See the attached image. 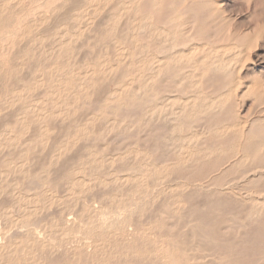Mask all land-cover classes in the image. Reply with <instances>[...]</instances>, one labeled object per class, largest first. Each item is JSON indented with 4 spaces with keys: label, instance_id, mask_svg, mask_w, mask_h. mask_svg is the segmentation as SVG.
<instances>
[{
    "label": "rangeland",
    "instance_id": "1",
    "mask_svg": "<svg viewBox=\"0 0 264 264\" xmlns=\"http://www.w3.org/2000/svg\"><path fill=\"white\" fill-rule=\"evenodd\" d=\"M6 1L8 0H0V12H18L20 10L24 11L26 10L27 6L28 8L33 7V5L40 0H29L32 2L30 4L24 0H10L9 2ZM79 1L80 0H68V7H66V5L63 7L64 9H59V16L57 19L61 20L67 18V16H72L73 18L78 17L80 19L74 23L73 19L69 20L70 22L64 21L66 24L65 26H58L55 29L56 35H48V39L43 40L41 44L36 42L35 48L32 51L33 57L30 56L29 58L25 59V61L27 60L30 63V66L28 67L29 70H31L35 62L39 60L42 61V59L39 57L44 58V55L48 57L49 50L54 48V45L57 44L60 39H62L63 42L70 39L71 47L74 49V52L72 51L73 56L72 53L69 55L70 62L72 60V64L70 63L72 66L69 68H64V73L67 74L69 73L68 71L71 72L74 70V72L77 73L76 77L72 81L73 86L71 88V93H68V95L67 93H63L60 97L54 96L52 93L56 83L49 82V84L44 83L40 88L36 87L31 92V94H29V96L25 95L21 100H0V108L2 109L0 113V131L3 129L4 123H9L8 121L10 120L13 121L17 113L23 111L29 105H37L38 101L37 106L39 110L32 113V115L31 113L27 114L24 123L17 125L16 129L13 131L15 134L18 132V130L23 131V128H25L28 124V133L25 136H27L29 133L32 135L34 132L35 133L33 135L35 136L38 134V131H43L44 128L46 130L44 132L46 135L45 141L47 139V144L45 141L43 142L45 143V146L41 147L42 144L40 145L38 141H35L29 145L31 148L29 157L31 159H29L30 161L27 163V166H32V169L33 166L36 168L38 164H43V161L47 163V159L49 163L50 153H53L55 148L58 147L59 143H61L64 139L65 142L67 141V143L70 145H68L69 149L66 154L64 153L58 161H53L49 165L51 169V173L49 175L51 187L48 189L51 191L49 193L25 192V181L22 173H5V171H8L6 164L8 163L7 158H9L8 154L10 151L12 149L16 150L17 148L18 149L16 151H19L22 148L24 149V145L20 143L16 148H0V187H3V185L4 187L10 186L7 188V191L4 190L0 192V207L1 209L10 207L13 205V202L17 204L15 207L12 206L10 216V221L12 224L11 226L14 227L15 230L10 229V232L7 231L8 233L5 235L4 239L1 238L2 234H4L1 231L2 228L4 229V219L1 218L2 216H0V243L5 244L8 240L13 241L15 239L22 238L26 233L25 228H27L28 232L31 230L30 234L33 235L34 238L38 237V240H41L48 245L51 243V247H53L55 250L51 257L49 256L44 258V254L38 255L39 252H35L34 248L31 247L30 251H34L38 257H41L40 262H43V259L45 260V264H49L50 259L52 263L53 260L54 262H58L63 257L61 254L63 251L70 250L76 246L80 247L84 245V252L82 251V253H75L74 257L69 255L66 258L68 261L64 260V262L69 264H75V261L79 264H83L85 262L88 263L91 259H96L99 257V255L101 258L103 256L100 253H93L94 247L96 245L94 242L96 239L98 238V241L102 242L105 238L108 239L109 236H106L104 232H102L103 234L100 231L98 232L97 227L100 223L97 221L98 219L100 220V211L107 210V208L110 209V206H118L121 209L124 206V209H132L135 215L132 213L133 216H130L131 223L128 226L129 228L127 227V236L125 233V238L118 240L115 243V246L118 247L116 248L117 252L118 250L121 252L122 248L124 249V247L129 246V248L137 250L144 255L142 254V258L137 260L139 262L138 263L137 261H134L135 259L132 257L125 258L123 256V259L122 256L117 254L114 258H111L113 260L110 261V264H112L113 261V264H123L124 261H129V264L133 262L138 264H149L148 262H154L153 264H156V262L157 264H164L163 262L169 260L165 259V261H160V263L159 261L153 259V256L159 255V257H161L162 254H165L163 250H165L166 245L172 246V242H179V233L181 235V233L185 231L182 234L186 236L187 233H189V228L196 225L197 227H202L201 231L203 234L205 233L206 238L207 235L211 234L209 226L206 224L228 215L236 218L235 221H238L240 224H237L236 227L238 226L239 229H235L236 227H234V230L224 240H220L216 237L213 239L214 241L209 243L206 242L207 247H205L206 239H200L202 243H197L199 247L196 243H194V250L188 252L189 258H181L180 262L182 264H218V262L219 264H257V262L264 264V204L257 206L252 213L249 210L253 203L252 201H249L250 199L247 197L251 192L250 197L264 200V175H256L255 178L250 177L251 179L249 178V180H252L253 178L254 179L252 180V184L248 185L247 187L245 184H243L244 182L246 183V181H242L241 179L237 180L234 174L237 171H242L243 168H248L249 166L256 167L255 165H257V163L259 164L261 161L264 162L262 159L264 156V136H261V134H264V0H158V2H161V7H165V9L160 7V14L157 12L155 15L154 20L160 22L158 24L159 28L163 27V23L169 16L168 12L175 13L176 11L177 19L181 20L182 23V30L176 33L175 36L173 35V37L179 40V44H177L173 51L179 52L181 50H188L191 47H197V49H200V52L194 54V61L198 62L201 60L203 54H208L210 59H219L229 68V73L227 74H225L222 70H216L213 71V73L208 72L209 74L207 73L201 79V83L199 85L201 87L199 89V94L201 97L206 98L209 102L213 101L220 94L224 95L228 91H233V93L231 94L230 100H227L223 108L217 112L218 114H211L212 116L207 114L202 115L200 120L196 122L193 132L188 130V128L185 126L187 124L183 125V127L178 130L176 129L175 131H172V128L176 122L169 120V114H171L172 111L177 112L183 106V102H186L188 96L191 97L193 95L191 89L189 88L188 80H182V82L178 84L179 87L176 90L177 92L173 91L170 93L171 96L174 95L173 97L177 98V100L171 103V107H166L165 109L162 108L161 112L156 115L153 113V111L157 110V106L158 109L163 107L164 100H154L149 104L151 106L150 108H147V110L141 108L143 107V105L140 104V101L142 100H138V98L142 93H139L136 87L140 86L142 83L140 80H138V75H147L149 72H147L143 66L141 67V65H139V60L140 58L144 59L153 54H155L159 59L163 58V53L155 50L154 43H157L155 39H153L151 42H148V39L145 36H138L135 41L136 46H132V44L129 43L128 37L126 36L130 32V28H125L123 26L125 18L122 16L121 25L113 35L111 42L108 41L107 44V41H105V46L101 43L92 45L94 43L93 37L97 36L101 30H106L103 24H105V18L111 13V7L124 0H108L106 5L101 6L103 5L101 4L98 9H96L95 0L92 1V4L87 3L85 6H76ZM150 1L151 0H140L137 1L136 4H138L142 12H145L148 9L147 6L150 4ZM169 1L171 4H169ZM163 4H165V6ZM71 9H73V11ZM38 11L40 13L35 12V14L38 15L33 14L30 17L31 19L29 18L28 22H25L26 25H31V22H39L42 17L41 13L44 11ZM162 12L163 14L161 15ZM44 13L48 17L51 16V13H47L46 11ZM164 13L167 14L164 15ZM189 15L191 16V19ZM96 19L98 20L96 21ZM71 23L73 25H71ZM54 24V20L51 19L50 21L45 22L44 25L39 26L37 29L31 28V36H29L28 39L25 38L24 40H18V38L22 36L25 37L24 32H27V30H23L17 36L15 42H13V47H11L13 45L12 43L0 45V54L11 52L12 50L15 52V46L19 45L21 42V44L24 46V42L27 43L28 41H31L34 36L36 37L39 33H41V30H44L49 26L52 27ZM228 24L231 26V30ZM4 28H6V26H4L2 29ZM220 28H222V30ZM190 29L193 31L191 32ZM86 35L90 38H87ZM115 35L117 36V39H115ZM171 37H169V39ZM119 38L121 39L119 40ZM115 40L119 41V43L117 44ZM106 46L108 47L107 49H105ZM146 46H148V48H145ZM200 53H202V55ZM130 54L132 55V58L127 57ZM54 57L55 56L53 55L52 59ZM64 59V57H61L59 61ZM130 59L132 60V65L129 63ZM25 66L27 67V65ZM26 67L19 69V75L21 74L22 77H26V81L29 82L32 80L29 78V70H26ZM187 72V68L181 70V74H186ZM41 75L43 78H46L45 73ZM161 75L155 78L156 80L154 87L157 88V86H160L161 88V86H163L166 89L169 85V82L167 81L169 74L162 73ZM210 76L213 77L214 80L211 79ZM217 76L219 80L216 83ZM37 77H35L36 80H39L40 76ZM208 80H211L212 82H208ZM33 81H35V79H33ZM81 85L83 86L82 89L85 90H81ZM128 86H131L132 88L128 89ZM40 89L42 93L45 90H47L49 93L42 95L40 93ZM226 89L229 90L227 91ZM109 91H116V94L120 93L121 96H125L123 104L120 105L122 108L120 106L117 107L115 103H111L109 101ZM239 93L240 95H238ZM72 94H78V99H71ZM34 99H36V101ZM148 101L150 102L151 100ZM4 102L9 104L8 108L3 105ZM52 102H57L58 105L53 107ZM133 107L136 108L134 109ZM67 108L69 112H67L68 114L66 115L63 111L66 112ZM226 111L228 113H226ZM244 120L245 122L247 120L249 122L247 121V124L243 130V140L242 137H240L237 133L230 131L222 133L221 135V133L217 132L214 128V126L217 127L222 123L231 124L233 122H244ZM210 124L212 128L210 127ZM256 124L259 125L257 126ZM82 128L85 129L84 136H80L81 134L78 133L80 132L79 129ZM252 128L254 130H258L259 133L257 131V133L255 132L256 134H254V130H252ZM21 131H19V133ZM74 133L78 135V141H71V135ZM192 133L197 134V136L199 135L197 137L198 142L190 144L188 138ZM28 137L29 136L25 138ZM161 139L162 141H167L168 139L172 140L173 144L165 145L163 144L164 141L163 143L161 142ZM3 140L4 138L2 137L0 143H3ZM245 141L246 143L250 142V144L253 142L252 144H256L258 147L262 146L261 148L263 151L260 154V157L255 161H248L243 164L245 167L240 164L238 166H233L236 165L237 158H240V156L247 150V146L249 144H245ZM55 142L57 143L55 144ZM49 143L51 145H49ZM238 144H240L239 147ZM164 147L167 148L165 149ZM169 148L171 149L168 150ZM237 150L239 153H237ZM82 157L84 162L82 166H79V172L76 175H74V173L69 174L67 175L66 180L63 179L67 173V167H76L78 159ZM186 158L189 159L183 163L182 160H185ZM12 159H15V157ZM64 166L67 167L65 168ZM143 166H145V168ZM146 171L150 173H147L148 175H146L141 182L139 177H141L142 174H145ZM67 178L69 179L67 180ZM52 180L54 181L52 182ZM76 181H81V183H79L80 186ZM14 182L17 183V186L12 188ZM212 182H216L217 184L220 183L219 185H226L221 187V191H218L220 193H217V191L214 192L215 188ZM229 182L233 183V186H231V183ZM199 183L202 184L201 186L203 187H200ZM227 183L230 185H227ZM176 185L178 186V189H175L177 188ZM180 185L181 187L179 188ZM256 191L261 192H257L255 193L256 195H254L253 192ZM123 192L125 194H123ZM135 192H138L137 195H135ZM33 194L37 195L34 196ZM100 195L101 197H99ZM23 196L25 199L19 200L18 203L17 199ZM30 196L34 197L31 198ZM175 198H177L179 201L177 206L179 211L176 210V212L173 214V218L168 215L161 214L160 211L161 208L163 210V207L164 209L167 208V211H170L168 206H170V204L175 201ZM214 200L222 203L216 204ZM50 201L53 202H51L47 208L48 205L46 203L49 204ZM138 201L140 202L136 204ZM45 205L47 206L44 207ZM87 206L91 208L93 207L92 209L94 210V213L91 214V217H89L90 214L88 213L82 214L83 208ZM40 207L42 209H40ZM34 209L36 210V213H33V215L29 216L27 219L25 218V220L24 216L30 214L29 212L33 211ZM60 212L64 215V220L66 219V225L69 226L72 220L76 221L77 227L73 233H67L68 235H66V232H62L61 229H59L60 227L53 228L52 219L58 218V214ZM201 215L206 216V219L200 220ZM20 217L23 218L20 219ZM111 220L112 218H110V220L105 218V227H107L110 232H113L114 230L117 232L116 228L118 227H115L114 229L111 228L112 225L109 222ZM13 222H15L14 225ZM44 224L45 227L42 228L41 226H44ZM15 225H17V227H15ZM172 225H174V227ZM241 225L244 226V228ZM131 230L134 232L135 230H139V233L133 235V231ZM201 231L199 230V232ZM89 232L91 233L89 234ZM97 232L99 236L96 237ZM217 233V230L214 229L210 236H216ZM148 234H151L149 236L150 238L153 235L152 240L153 238H158V242H161V244H154L153 242L147 240L145 235ZM101 235L102 238L99 240ZM86 236H88V238H86ZM243 244L246 246H243ZM162 245H165V247ZM209 246H211L209 248L210 251H208L209 254L207 252L201 251V255L200 250L203 247L208 248ZM85 248L87 250H85ZM231 249H233V251H231ZM216 254L218 260L216 258ZM71 257L73 258L71 259ZM14 258L15 256L11 258V263Z\"/></svg>",
    "mask_w": 264,
    "mask_h": 264
},
{
    "label": "bare ground",
    "instance_id": "2",
    "mask_svg": "<svg viewBox=\"0 0 264 264\" xmlns=\"http://www.w3.org/2000/svg\"><path fill=\"white\" fill-rule=\"evenodd\" d=\"M10 0L6 1V2H9ZM13 1V0H12ZM25 2H27L28 4L32 3L31 1L29 0H24ZM68 0H40V1H37V3H35L33 5V7H30L26 8V10H20L18 12H13V11H7V12H3L1 11L0 12V45L4 44L5 43H12L15 42V39L17 38V36L19 35V33H21L23 30H27V32L25 31L24 32V36L25 37H20L18 38L21 39V40H24L25 38L28 39L30 35V31H31V28H35L37 29L39 26H42L45 24V22L47 21H50L51 19L54 20V25L52 27H47L45 28L44 30H41V33L38 34V36H34V38L31 40V41H28L27 43L24 42V46L23 44H19L16 47V50L15 52H13V50L11 52H6V53H2L0 54L1 55V59H0V100H21L23 98V96L25 95H28L31 94V92L36 88V87H42V85L45 83V84H49V82H55V87L53 88V95L54 96H57V97H60L63 93H71V88L73 86V80L74 78L76 77L77 73L74 72V71H68L69 73H64V68H69L71 67L72 65V60L70 62L69 60V55H71L72 53V56H73V52H74V49L71 47V44H70V39L69 40H66L65 42H63L62 39H60V41H58L57 44L54 45V48L50 49L49 50V55L48 57H46L44 55V58L42 57H39L40 59H42V61H37L35 62V64H33V68H31V70H29V67L30 66V63L25 59L26 58H29L30 56L33 57V50L35 48V43L36 42H39V44L42 43L43 40L45 39H48L47 36L50 35V34H53V35H56L55 33V29L58 27V26H65L66 24L64 23V21H68L70 22L69 20H72L73 19V23L76 22L78 19L80 18H73L72 16H67V18H64V19H61V20H58L57 17L59 16L58 15V11L59 9H64L63 7L67 5V2ZM75 1V0H74ZM77 1V0H76ZM92 1L93 0H80L79 3L76 5V6H85L87 3H91L92 4ZM137 1H140V0H124V1H120L119 3L113 5L111 7V13L105 18L106 21H105V24H103V26L106 28V30H101V32L97 35V36H94L93 37V44L92 45H97L98 43L100 44H104L105 41H107V44H108V41L111 42L112 41V38H113V35L116 33V31L118 30L119 26L121 25V18L122 16H124L125 20H124V24L123 26L126 28H130V32L129 34H127L126 36L128 37L129 39V43L132 44V46H136L135 44V41L137 39L138 36H145L147 39H148V42H151L153 39H155L157 41V43H154V46H155V50L163 53V58L162 59H159L155 54L149 56V57H146L144 59L140 58L139 60V65H141V67L143 66V68L149 72V74L147 75H138V80H140V82L142 83L140 86L136 87L137 88V91H139V93H142L141 96L138 98V100H142L140 101L141 105H143V107L141 108H144L147 110V108H150L151 105H149L150 103H152L154 100H164V105L163 107H160L158 109V106H157V110L156 111H153L154 114H159L162 110V108H166V107H171V103H173L175 100H177L176 97H173L170 95L171 92L173 91H176L177 88L179 87L178 84H180V82H182V80H188L189 82V88L191 89L192 91V96L189 97L188 96V99L186 100V102H183V106L177 111V112H171L170 115V118L169 120L170 121H173V122H176L173 126V130L172 131H175L176 129H180L181 127H183V125H185L188 130L192 131L193 132V128L196 126V122H198L201 118L202 115H215L218 114L217 112L220 111L225 102L227 100H230V97H231V94L233 93V91H228L229 89H226L228 92L224 95L220 94L218 95L213 101H207L206 98H203L200 96V91L199 89L201 88L199 85L201 83V79L208 73V72H212L213 71H220L222 70L225 74L229 73V68L227 67V65L222 62L221 60L219 59H210L209 58V55L206 54L201 57V60H199L198 62L194 61L193 57H194V54H197L198 52H200V49H197L196 48H189L188 50H181L179 52H175L173 51L174 48L177 46V44H179V40L176 39L175 37H173V35L175 36L176 33L180 32L182 30V23H181V20H178L177 19V14H176V11L175 13H169V16L166 18L165 22L163 20V27L162 28H159L158 27V24L160 22L158 21H155V15L156 13L158 12L159 13V9H165V7L163 8V6L161 7V2L158 0H151L150 1V4H148L147 6V11L145 12H142V10H140L138 4H136ZM164 1V0H163ZM186 1H189V0H186ZM196 1V0H195ZM19 2V1H18ZM16 2V3H18ZM73 2V1H72ZM108 2V0H95V6H96V9H98V7L101 6H104L106 5ZM170 2V1H169ZM77 3V2H76ZM75 3V4H76ZM116 3V2H114ZM191 3V2H190ZM113 4V3H112ZM171 4V2L169 3ZM196 4V3H195ZM199 4V3H198ZM69 5V4H68ZM68 5L66 7H68ZM165 6V4H163ZM194 5V4H193ZM10 6V5H9ZM176 6V5H175ZM7 7V6H6ZM26 7V6H25ZM24 7V8H25ZM161 7V8H160ZM194 7V6H193ZM75 8V7H73ZM95 8V7H94ZM173 8V7H172ZM196 8V6H195ZM194 8V9H195ZM61 9V10H62ZM76 9V8H75ZM101 9V8H99ZM169 9V8H168ZM176 9V8H175ZM198 9V8H197ZM38 10H41V11H46L47 13H51V16L48 17L44 12L41 13L42 14V17L41 19L39 20L38 23H34V22H31L32 24L31 25H26L25 22H28V19L33 15L35 14V12H39ZM73 11V9H71ZM69 10V11H71ZM191 10V9H190ZM67 11V12H69ZM82 11V10H80ZM85 11V10H84ZM89 11V10H88ZM98 11V10H97ZM199 11V10H198ZM147 12V13H146ZM218 12V11H217ZM40 13V12H39ZM75 13V12H74ZM81 13V12H80ZM79 13V14H80ZM146 13V14H144ZM198 13V12H197ZM57 14V15H56ZM163 14V12L161 13V15ZM167 14V13H164V15ZM186 14V13H185ZM35 15H38V14H35ZM68 15V14H67ZM191 15V14H190ZM189 15V16H190ZM54 16V17H53ZM210 16V15H209ZM213 16V15H212ZM53 17V18H52ZM89 17V16H88ZM101 18V17H100ZM163 18V17H162ZM31 19V18H30ZM165 19V17H164ZM190 19H191V16H190ZM197 19V18H196ZM195 19V20H196ZM98 19H96L97 21ZM100 20V19H99ZM194 20V22H195ZM206 20V18H205ZM95 21V22H96ZM183 21V20H182ZM100 22V21H99ZM191 22V21H190ZM193 22V23H194ZM50 24V23H49ZM70 24V23H69ZM189 24V23H188ZM187 24V26H188ZM202 24V23H201ZM71 25H73L71 23ZM98 25V24H97ZM229 25V24H228ZM4 26H6V28L2 29ZM46 26V25H45ZM48 26V25H47ZM192 26V25H191ZM203 26V25H202ZM193 27V26H192ZM230 27V30H231V26L229 25ZM184 28V26H183ZM196 28V27H195ZM222 30V28H220ZM229 29V28H228ZM185 30H186V27H185ZM184 30V31H185ZM203 30V29H201ZM191 31V29H190ZM193 31V30H192ZM191 31V32H192ZM218 31V30H217ZM198 32V31H197ZM98 33V31H97ZM118 33V32H117ZM218 33V32H217ZM224 33V32H223ZM21 35V34H20ZM91 35V34H90ZM118 35V34H117ZM181 35V34H180ZM191 35V34H190ZM193 35V34H192ZM215 35V34H214ZM122 36V35H121ZM172 36V37H171ZM182 36V35H181ZM223 36V35H222ZM56 37V36H55ZM59 37V36H58ZM87 37V35H86ZM115 39H117V36L115 35ZM119 37V36H118ZM169 37H171L169 39ZM186 37V36H185ZM238 37V36H237ZM87 38H90V37H87ZM92 38V37H91ZM189 38V37H188ZM64 39V38H63ZM121 38H119L120 40ZM206 39V37H205ZM227 39V38H226ZM181 40V39H180ZM183 40V38H182ZM185 40V38H184ZM191 40H192V37H191ZM62 41V42H61ZM116 41V40H115ZM190 41V40H189ZM69 42V43H68ZM117 44L119 43V41H116ZM84 43V42H82ZM89 43V42H88ZM183 43V41H182ZM181 43V45H182ZM189 43V42H188ZM85 44H86V41H85ZM221 44V43H220ZM80 45V44H78ZM106 44H104L105 46ZM179 45V46H181ZM195 45V44H194ZM193 45V46H194ZM206 45V44H205ZM14 44L11 46L13 47ZM150 46V45H149ZM199 46V45H198ZM75 47V46H74ZM201 47V46H200ZM108 47L106 46L105 49H107ZM145 48H148V46H146ZM199 48V47H198ZM152 49V47H151ZM182 49V48H181ZM187 49V48H186ZM247 49V48H246ZM250 49V47H249ZM121 50V49H120ZM202 50V49H201ZM40 51V49H39ZM73 51V52H72ZM4 52V51H2ZM85 52V51H84ZM78 53V52H77ZM109 53V52H108ZM203 53V52H202ZM202 53H200L202 55ZM207 53V52H206ZM150 54V53H148ZM55 56L53 59H52V56ZM120 55V54H119ZM81 56V55H80ZM200 56V55H199ZM61 57H64L65 59L64 60H61L59 61V59ZM71 57V56H70ZM127 57H131L132 58V55H128ZM84 59V58H82ZM244 59V58H243ZM78 60V59H77ZM81 60V59H80ZM193 60V61H192ZM241 61V60H240ZM71 63V64H70ZM129 63H131L130 65H132V60L130 59ZM233 64V63H232ZM27 65V67L25 66ZM109 66V65H108ZM232 66V65H231ZM230 66V67H231ZM240 66V65H239ZM26 67V70H29V78L30 80L32 81H26L27 78L26 77H22L21 74L19 75V69H22ZM7 68V69H6ZM184 68H187L188 69V72L186 74H181V70L184 69ZM246 68V67H245ZM45 73L46 74V78H43L41 74ZM162 73L164 74H169L168 76V82H169V85L167 86V88L165 89L163 86H160L157 88L154 87L155 85V78L159 75H161ZM209 74V73H208ZM235 75H236V72H235ZM37 76H40V79L36 80L35 77ZM162 76V75H161ZM165 76V75H164ZM214 76V75H213ZM221 76V75H220ZM230 76V75H229ZM116 77V76H115ZM211 77V76H210ZM237 77V76H236ZM32 78V79H31ZM38 78V77H37ZM216 78V77H215ZM225 78V76H224ZM223 78V80H224ZM33 79H35V81H33ZM211 79H213V77H211ZM115 80V79H114ZM214 80V79H213ZM218 76L216 78V83L218 82ZM211 81V80H208V82ZM222 81V79H221ZM212 82V81H211ZM114 83V82H113ZM203 83V81H202ZM207 83V81H206ZM157 84V83H156ZM167 85V84H166ZM204 86V85H203ZM214 87V86H212ZM81 90H85V89H82L83 86L81 85ZM126 88V87H125ZM132 87L131 86H128V89H131ZM188 88V90H189ZM232 88V87H231ZM230 88V89H231ZM235 89V88H234ZM80 90V89H79ZM143 91V92H141ZM216 91V90H215ZM220 91V89H219ZM238 91V90H237ZM241 91V90H240ZM110 92V91H109ZM177 92V91H176ZM183 92V91H182ZM181 92V94H182ZM194 92V93H193ZM242 92V91H241ZM40 93L42 95H46L48 94L49 92L47 90H45L43 93L40 89ZM84 93V91H83ZM117 92H110L109 94V101L111 103H115L116 106H120L123 104V100H125V96H121V94H116ZM138 93V94H139ZM179 93V92H178ZM247 93V92H245ZM136 94V93H135ZM186 94V93H185ZM35 95V94H34ZM234 95V94H233ZM232 95V96H233ZM240 95V93L238 94ZM38 96L40 97V95L38 94ZM78 94H72L71 95V99L73 100H77ZM63 98V97H62ZM187 98V97H186ZM27 99V98H26ZM40 99V98H39ZM42 99V98H41ZM44 99V98H43ZM67 99V98H66ZM36 101V99H34ZM58 100V99H56ZM113 100V101H112ZM132 100V99H131ZM144 100V101H143ZM148 100H151L150 102ZM41 101V100H40ZM125 102V101H124ZM177 102V101H176ZM134 103V102H133ZM138 103V102H137ZM147 103V104H145ZM263 103H264V100H263ZM36 104V103H35ZM41 104V103H40ZM136 104V102H135ZM134 104V106H135ZM139 104V105H140ZM3 105H5L6 108L9 107V104L7 102H4ZM37 105H38V101H37ZM37 105H29L27 106L23 111H20L19 113H17L12 120L8 121L9 123H4V127L3 129L0 131V142H1V138L3 137L4 140H3V143H0V148H16L20 143L22 145H24V149L22 150H19V151H16L15 149H12L10 151V153L8 154V157L10 158H7L8 159V163L6 164V167L8 168V171H5L6 174L10 173V172H13V173H22L23 174V178H24V190L25 192H50L51 190H48L51 186H50V181H49V175L51 173V169H50V163L53 162V161H58L60 159V157L66 152L68 151L69 149V143H67V141L65 142V139L59 143V146L55 148L54 152L50 155H49V163H48V159L46 160L47 163H45L43 161V164L41 163L38 164L37 167L35 168V166H33V169H32V166H27V163L30 161L29 159H31L29 157V154H30V151H31V148L29 147L30 144L34 143L35 141H38L40 143V145L42 144L41 147L45 146V143L47 141H45V138H46V135H45V128L43 131H38V134H36L35 136L32 134H28L27 136H29L28 138H25L27 136H25L27 133H28V128H29V124L26 125L25 128H23V131L21 130H18V132L15 134L13 131L14 129H16V126L21 124V123H24L25 119H26V115L31 113H34L36 112L38 109V106ZM58 103L57 102H52V106L55 107L57 106ZM133 105V104H132ZM145 105V106H144ZM259 106V105H258ZM262 106V105H261ZM121 107V106H120ZM137 107V106H136ZM136 107H133L134 109ZM15 108V107H14ZM12 108V109H14ZM52 108V107H51ZM116 108V107H115ZM122 108V107H121ZM132 108V109H133ZM43 109V108H42ZM117 109V108H116ZM1 108H0V113H1ZM44 110V109H43ZM58 110V108H57ZM168 110V108H167ZM236 110V109H235ZM42 111V110H41ZM66 115L68 114L67 112L68 111V108H67V111H63ZM129 112V111H128ZM150 112V111H149ZM237 112V111H236ZM7 113V112H6ZM15 113V111H14ZM59 113V112H58ZM226 113H228L226 111ZM225 113V114H226ZM238 113V112H237ZM5 114V112H4ZM61 114V113H59ZM58 114V115H59ZM63 114V113H62ZM127 114V113H126ZM230 114V112H229ZM7 115V114H6ZM14 115V114H13ZM30 115V116H31ZM144 115V114H143ZM206 115V116H207ZM224 115V114H223ZM25 116V117H24ZM44 116V115H43ZM212 116V115H211ZM153 117V116H152ZM220 117V116H219ZM232 117V116H231ZM57 118V117H56ZM136 118V117H135ZM40 119V118H39ZM168 120V121H169ZM206 120V119H205ZM212 120V118H211ZM214 120V119H213ZM218 120V119H217ZM236 120V119H235ZM262 120V119H261ZM259 120V121H261ZM264 120V119H263ZM163 121V120H162ZM248 121V120H247ZM247 121L245 122H233L231 124H220L218 125L217 127L214 126L215 130L219 133H226V132H234V133H237L240 137H242V140H243V135H244V128H245V125L247 124ZM253 121V119H252ZM6 122V121H5ZM183 122V123H182ZM249 122V121H248ZM254 122V121H253ZM262 122V121H261ZM168 123V122H167ZM170 123V122H169ZM217 123V122H216ZM221 123V121H220ZM257 125V124H256ZM259 125V124H258ZM257 125V126H258ZM28 126V127H27ZM249 126V124H248ZM247 126V127H248ZM255 126V127H257ZM40 127V126H39ZM210 127H211V124H210ZM263 127V126H262ZM43 128V127H42ZM185 128V127H184ZM206 128V127H205ZM212 128V127H211ZM254 128V127H253ZM252 128V130H254ZM261 128V126H260ZM143 129V128H142ZM150 130V129H149ZM186 130V129H185ZM19 131H21L19 133ZM81 135L80 136H84V132H85V129L82 128V129H79ZM208 131V130H207ZM258 130H254V134L257 133ZM216 132V133H217ZM250 132V130H249ZM256 132V133H255ZM263 132V131H262ZM261 132V133H262ZM52 133V131H51ZM233 133V134H234ZM252 133V132H251ZM259 133V131H258ZM66 135V134H65ZM127 135V134H126ZM136 135V134H135ZM25 136V137H24ZM120 136V135H119ZM143 136V135H142ZM199 136V135H198ZM197 134L195 133H192L190 135V137L188 138V141L189 143H195V142H198L197 141ZM220 136V135H219ZM249 136V135H248ZM261 136H264V134ZM78 135H76V133L72 134L71 135V138L72 140L71 141H78L79 140V137ZM114 138V137H113ZM126 138V137H125ZM129 138V136H128ZM208 138V137H207ZM210 138V137H209ZM246 138V137H245ZM68 139V138H66ZM204 139V138H203ZM223 139V138H222ZM225 139V138H224ZM53 140V139H52ZM207 140V139H206ZM240 140V139H239ZM23 141V142H22ZM45 141V143H43ZM50 141V140H49ZM136 141V140H135ZM164 141V140H163ZM162 139H161V142L163 143ZM200 141V139H199ZM205 141V140H204ZM217 141V139H216ZM220 141V140H219ZM248 141V139H247ZM207 142V141H206ZM241 142V141H240ZM243 142V141H242ZM256 142V141H255ZM260 142V141H259ZM262 142V141H261ZM57 142H55L56 144ZM201 143V142H200ZM248 143V142H247ZM246 141H245V144H247ZM253 143V142H252ZM250 144V142L248 143L249 145L247 146V150L245 153H243L240 158L236 160V165H233V166H238L239 164L244 166L243 164H245L246 162L248 161H255L257 158L260 157V154L262 153L263 149L261 148L262 146L258 147L256 144ZM44 144V145H43ZM47 144V143H46ZM67 144V145H65ZM165 145H172V140H167V141H164ZM259 144V143H258ZM49 145H51L49 143ZM69 145V146H68ZM72 145V144H71ZM117 145V144H116ZM240 144H238V147H239ZM48 146V145H46ZM28 147V148H27ZM162 147V145H161ZM168 147V146H167ZM166 147V148H167ZM192 147V146H191ZM237 147V148H238ZM46 148V147H45ZM165 148V147H164ZM165 148V149H166ZM196 148V147H195ZM106 149V148H105ZM171 148H169L168 150H170ZM191 149V148H190ZM193 149V148H192ZM240 149V148H239ZM238 149V150H239ZM245 149H246V146H245ZM189 150V149H188ZM196 150V149H195ZM237 150V153H239V151ZM137 151V150H136ZM173 151V150H172ZM178 152V151H177ZM204 152V151H203ZM241 152V151H240ZM143 153V152H142ZM175 153V152H174ZM193 153V152H192ZM235 153V154H237ZM7 154V152H6ZM48 154V153H47ZM234 154V155H235ZM144 155V154H143ZM188 155V154H187ZM190 155V154H189ZM240 155V154H239ZM42 156V154H41ZM237 156V155H236ZM13 157H15V159H12ZM29 157V158H28ZM44 157V156H43ZM48 157V156H47ZM111 157V156H110ZM166 157V156H165ZM112 158V157H111ZM118 158V157H117ZM167 158V157H166ZM185 158V157H184ZM46 159V158H44ZM89 159V158H87ZM189 158H186L185 160H182V162L184 163L185 161H187ZM226 159H227V156H226ZM236 159V158H235ZM262 159L264 160V156L262 157ZM177 160V158H176ZM181 161V160H180ZM261 161V160H260ZM32 162V160H31ZM83 157L82 158H79L78 159V162H77V165L76 167H70L68 168L67 166V173L65 174V179L66 180V177L67 175L69 174H72L74 173V175H76L78 172H79V166H82L83 165ZM181 162V164H182ZM193 162V160H192ZM191 162V163H192ZM224 162V161H223ZM228 162V160H227ZM232 162V161H231ZM111 163V162H110ZM116 163V162H115ZM208 163V161H207ZM34 164V163H33ZM186 164V163H185ZM232 164V163H231ZM72 165V164H71ZM161 165V164H160ZM192 165V164H191ZM201 165V164H200ZM199 165V166H200ZM63 166V164H62ZM89 166V165H88ZM117 166V164H116ZM155 166V165H154ZM206 166V164H205ZM215 166H216V162H215ZM256 167H253V166H249L248 168H243L242 171H237L235 174V177L237 180L241 179L242 181H246V183L244 182L243 184H245L247 187L248 185L252 184V180L255 178L256 175H264V162H259V164L257 163V165H255ZM65 167V166H64ZM65 167V168H66ZM115 167V166H114ZM145 168V166H143ZM35 168V169H34ZM133 168V167H131ZM215 168V167H213ZM218 168V167H217ZM225 168V167H224ZM54 169V168H53ZM154 169V168H153ZM84 170V169H83ZM126 170V169H125ZM213 170V169H212ZM220 170V169H219ZM233 170V169H232ZM238 170V169H237ZM204 171V169H203ZM207 171V170H206ZM53 172V171H52ZM170 172V171H169ZM168 172V173H169ZM202 172V171H201ZM200 172V173H201ZM219 172V171H218ZM113 173V171H112ZM150 172L146 171L145 174H142L140 178L141 182L143 181L144 177ZM193 173V172H191ZM203 173V172H202ZM217 173V172H216ZM64 174V173H63ZM209 174V173H208ZM212 174V173H211ZM220 174V173H219ZM225 174V173H224ZM233 174V175H234ZM3 175V174H2ZM88 175V174H87ZM215 176V175H213ZM231 176H232V173H231ZM96 177V176H95ZM129 177V176H128ZM168 177V176H167ZM196 177V176H195ZM217 177V176H216ZM252 178L254 177L252 180H249V178ZM260 177V176H259ZM52 178V177H51ZM87 178V176H86ZM91 178V177H90ZM215 178V177H213ZM250 178V179H251ZM22 179V178H21ZM53 179V178H52ZM55 179V178H54ZM69 178H67L68 180ZM94 179V178H93ZM122 179V178H121ZM126 179V178H125ZM212 179V178H211ZM235 179V181H236ZM61 180V179H60ZM79 180V179H78ZM128 180V178H127ZM214 180V179H213ZM18 181V180H17ZM15 181V182H17ZM54 180H52L53 182ZM63 181V180H61ZM204 181V180H203ZM207 181V180H206ZM205 181V183H206ZM233 181V182H235ZM13 184V187L12 188H15L17 186V183ZM77 182V181H76ZM84 182V181H83ZM110 182V181H109ZM119 182V181H118ZM160 182V181H159ZM198 182V181H197ZM209 182V181H208ZM58 183V182H57ZM62 183V182H61ZM78 185L79 183H81V181H78L77 182ZM100 183V182H99ZM108 183V182H107ZM202 183V182H201ZM213 183V186L215 188V191H217V193H220L218 191H221V187L225 186L226 184H222V185H219L217 184L216 182H212ZM231 183V182H229ZM227 183V185L229 184ZM130 184V183H129ZM200 184V183H199ZM233 183H231V186ZM241 184V183H240ZM86 185V184H85ZM190 185V184H188ZM202 184H200V187H203L201 186ZM204 185V184H203ZM230 185V184H229ZM237 185V184H236ZM80 186V185H79ZM88 186V185H86ZM84 186V187H86ZM146 186V185H145ZM144 186V187H145ZM172 186V185H171ZM177 186V185H176ZM192 186V184H191ZM238 186V185H237ZM252 186V185H251ZM10 186L8 187H0V192L6 190L7 191V188H9ZM55 187V186H54ZM53 187V188H54ZM181 187V185L179 186V188ZM190 187V186H189ZM230 187V186H229ZM244 187V186H243ZM56 188V187H55ZM54 188V189H55ZM69 188V186H68ZM170 188V187H169ZM226 188V187H225ZM71 189V188H70ZM175 189H178V186L177 188ZM224 189V188H223ZM227 189V188H226ZM230 189V188H228ZM68 190V189H67ZM86 190V189H85ZM154 190V189H153ZM232 190V189H230ZM257 190V189H255ZM10 191V190H9ZM113 191V190H112ZM122 191V190H121ZM128 191V190H127ZM166 191V189H165ZM186 191V190H185ZM228 191V190H227ZM224 192V191H223ZM257 192H261V191H256V192H253L254 195H256L255 193ZM128 193V192H126ZM136 193V192H135ZM138 193V192H137ZM137 193L135 195H137ZM252 193V195H253ZM78 194V193H77ZM123 194H125L123 192ZM239 194V193H238ZM34 196H36L37 194H33ZM129 195V194H128ZM223 195V194H222ZM225 195V194H224ZM251 195V192L249 194V201H252V205H251V208H250V212H254V210L256 209L257 206L259 205H263L264 204V200H261L260 198H255V197H250ZM260 195V194H259ZM262 195V194H261ZM32 196V197H34ZM67 196V195H66ZM70 196V194H69ZM76 196V194H75ZM31 197V196H30ZM31 197V198H32ZM38 197V196H37ZM36 197V198H37ZM68 197V196H67ZM101 197V195L99 196ZM115 197V196H113ZM149 197V196H148ZM260 197V196H258ZM20 198V199H19ZM17 199V202L19 203V200H22V199H25V197H19ZM117 198V197H116ZM137 198V197H136ZM139 198V197H138ZM27 199V198H26ZM38 199V198H37ZM49 199V198H48ZM113 199V198H112ZM150 199V198H149ZM248 199V198H247ZM52 200V199H51ZM58 200V199H57ZM60 200V199H59ZM27 201V200H26ZM92 201V200H91ZM216 204H221L222 202H218L216 200H214ZM24 202V201H23ZM36 202V201H35ZM53 202V201H50L49 204L46 203L47 205H45L44 207L47 206V208L49 207L50 203ZM140 201L136 202L139 203ZM146 202V200H145ZM38 203V202H37ZM141 204V203H140ZM143 204V203H142ZM159 204V203H157ZM163 204V203H162ZM179 204V201L177 200V198H175V201L172 202V204H170L169 209L170 211H167V208L164 209L163 207V210L161 208V211L160 213L161 214H165V215H168L170 216L171 218H173V214L176 212V210H178L177 206ZM183 204V203H182ZM226 204V203H224ZM250 204V203H249ZM15 204L13 202V205H11L10 207H5L3 209H1L0 207V216H2L1 218L4 219V229L2 228V232L4 234H2L1 238L4 239L5 235L10 232L9 230L10 229H14V227H12L11 225V221H10V216H11V208L12 206L15 207ZM43 205V204H42ZM90 205V204H89ZM146 205V204H145ZM181 205V203H180ZM19 206V205H18ZM162 206V205H161ZM224 206V205H223ZM21 207V206H20ZM135 207V206H134ZM142 207V205H141ZM23 208V207H22ZM37 208V207H36ZM93 208V207H92ZM91 207L87 206V207H84L83 210H82V214L83 213H88L90 214L89 217H91V214L94 213V210L92 209ZM110 209L107 208V210H101L100 213H99V217H100V220L98 219L97 222H99L100 224L98 225V232L100 231L101 233L104 232V234H106V236H108V239L102 242L98 241V238L96 239V241L94 242L96 245L94 247V251L93 253H100L102 254V258L101 256L99 255V257H97L96 259H91L88 263L85 262L83 264H110V261H112L113 259L111 258H114L117 254H119L120 256H123L125 258H133L135 259L134 261H137L139 258H142V254L137 251V250H133L132 248H129V246H126L124 247V249L122 250L121 249V252L118 250L117 252V249L118 247L115 246V243L118 241V240H122L125 238V233L128 232L127 231V227L130 225L131 223V218L130 216L132 215V213H134V211L132 209H124V206L123 208L121 209L120 207L116 206V207H109ZM127 208V207H126ZM138 208V207H137ZM260 208V207H259ZM40 209H42L40 207ZM141 209V208H140ZM156 209V208H155ZM21 210V208H20ZM29 210V209H28ZM138 210V209H137ZM217 210V209H216ZM36 210L34 209L33 211H30L27 216H24V219L26 218H29V216L33 215V213L35 214ZM159 211V210H158ZM179 211V210H178ZM23 212V211H22ZM251 213V214H252ZM22 214V213H21ZM193 214V213H192ZM108 215V217H107ZM135 215V213H134ZM63 214L60 212L58 214V218H54L52 219V225H53V228H58L60 227L59 229H61L62 232H66V235L68 234H71L74 232L75 228L77 227V223L76 221L72 220V222L68 225L65 224V221L66 219L64 220L63 218ZM96 216V215H95ZM133 216V215H132ZM139 217V216H138ZM161 217V216H160ZM176 217V216H175ZM206 216L204 215H201L200 216V220H204L206 219L205 218ZM23 218V217H20V219ZM105 218H107L108 220H110V218H112L110 222V224L113 226H111V228H115V227H118L116 228L117 232H115V230L113 232H110L107 227H105V223H104V220ZM145 218V217H144ZM253 218V216H252ZM14 219V218H13ZM25 219V220H26ZM70 219V218H69ZM89 219V218H88ZM236 218H234L233 216L231 215H228V216H224L222 217L221 219H216L214 221H212L211 223L209 224H206L209 226V230L211 232V234L213 233V230L216 229L217 230V235L216 236H213L211 237L209 235H207V237L205 238V233L203 234L201 229L202 227L199 228L195 225L194 227H191L189 228V233H187V235H183L182 232L181 235L179 233V236L178 238L180 239L179 242L178 241H175V242H172V246H169V245H162L165 247V250L164 253L165 254H162L161 257H159V255H155L153 256L156 261H165V259L169 260V261H165L163 262L164 264H182L180 262L181 258L184 259V258H189V251H192L194 250V243H198V242H201L202 240H205V243H209V242H212L214 241L213 239H215L216 237L220 240H224L226 239L230 233L234 230V227H236V225H240L238 221H235ZM256 219V218H255ZM70 220V221H71ZM16 221V220H14ZM245 221V220H244ZM21 222V220H20ZM174 222V221H173ZM238 222V223H236ZM15 224V222H13V225ZM19 224V223H18ZM167 224V223H166ZM169 224V223H168ZM175 225V224H174ZM174 225H172L174 227ZM194 225V224H193ZM21 226V225H20ZM132 226V225H131ZM137 226V225H136ZM171 226V227H172ZM242 226V225H241ZM240 226V227H241ZM15 227H17V225H15ZM42 228L45 227V224L44 226L42 225L41 226ZM177 227V226H176ZM244 228V226H242ZM41 228V229H42ZM48 228V227H47ZM52 228V226H51ZM129 228V227H128ZM151 228V226H150ZM204 228V227H203ZM238 226L235 228L237 229ZM17 229V228H16ZM58 229V230H59ZM90 229V227H89ZM96 229V227H95ZM106 229V230H105ZM135 229V228H134ZM153 229V227H152ZM182 229V228H181ZM239 229V228H238ZM15 230V229H14ZM111 230V229H110ZM130 230V229H128ZM199 230L201 232H199ZM8 231V232H7ZM25 235L22 237V238H18V239H15V240H8L7 243L3 244V243H0V264H45L44 263V259H43V262H40L41 260V257L38 255H42L44 254V258H47V257H51L55 250L53 247H51V243H49V245L47 243H44L43 241L41 240H38V237L37 238H34L33 235L30 234L31 230H27V228H25ZM45 231V230H43ZM87 231V230H86ZM85 231V232H86ZM109 231V232H108ZM133 231V230H131ZM6 232V233H5ZM95 232V231H94ZM98 232L96 233V237L99 236ZM107 232V233H105ZM205 232V231H204ZM209 232V233H210ZM68 233V234H67ZM88 233V232H87ZM91 232H89L90 234ZM131 233V232H130ZM139 233V230H135V232L133 231V235L134 234H138ZM103 234V233H102ZM129 234V233H128ZM165 234V233H164ZM238 234V233H237ZM86 235V233H85ZM132 235V236H133ZM151 235V234H150ZM149 234L148 235H145L146 236V239L149 240L150 242H153L154 244L156 243H160L161 242H158V238H153L152 240V236L151 238L149 237L150 236ZM126 236H127V233H126ZM131 236V237H132ZM165 236V235H164ZM185 236V237H184ZM68 237V236H67ZM130 237V235H129ZM70 238H71V235H70ZM86 238H88V236H86ZM95 238V237H94ZM100 238H102V235L101 237H99V240H101ZM165 238V237H164ZM57 239V238H56ZM61 239V238H60ZM111 239V240H110ZM86 240V239H85ZM170 240V239H169ZM177 240V239H176ZM47 242V241H46ZM98 242V243H97ZM127 242V241H126ZM143 242V241H142ZM222 242V241H221ZM56 243V242H55ZM80 243V242H79ZM93 243V244H94ZM119 243V242H118ZM117 243V244H118ZM128 243V242H127ZM130 243V242H129ZM204 243V242H203ZM207 243L204 245L205 247H207ZM237 243V242H236ZM92 244V245H93ZM132 244V243H131ZM169 244V243H168ZM211 244V243H210ZM219 244H220V241H219ZM246 244V243H245ZM243 244V246L245 245ZM59 245V243H58ZM63 245V244H61ZM128 245V244H127ZM144 245V244H143ZM200 245V243H199ZM216 245V244H215ZM223 245V244H222ZM60 246V245H59ZM154 246V245H153ZM156 246V245H155ZM160 246V245H159ZM198 246V244H197ZM203 246V245H202ZM246 246V245H245ZM31 247L34 248V251L38 253V255H36L34 253V251H30L31 250ZM57 247V246H56ZM84 245L82 246H76L70 250H65L63 251L61 254L63 255L62 259H60V261L58 262H54L53 260V263L51 262V259L49 261V264H69V263H65L64 260H67L66 259L69 255L73 256L75 255V253H78V252H81L82 251L84 252ZM199 247V246H198ZM197 247V248H198ZM203 247L201 250H200V253L201 251L203 252H207L210 251V247L209 246L208 248H205ZM214 247V246H213ZM216 247V246H215ZM93 248V247H92ZM134 248V247H133ZM145 248V247H144ZM157 248V246H156ZM196 248V247H195ZM205 248V249H204ZM225 248V247H224ZM244 248V247H243ZM199 249V248H198ZM197 249V250H198ZM214 249V248H213ZM33 250V249H32ZM85 250H87L85 248ZM91 250V249H90ZM144 250V249H142ZM227 250V249H226ZM231 251H233V249H231ZM247 251V250H245ZM148 252V251H146ZM244 252V250H243ZM150 253V252H148ZM198 253V252H197ZM212 253V252H210ZM246 253V252H245ZM86 254V253H85ZM84 254V255H85ZM91 254V252H90ZM154 254V252H153ZM205 254V253H204ZM209 254V253H208ZM247 254V253H246ZM144 255V254H143ZM197 255V254H196ZM202 255V253H201ZM219 255V254H218ZM240 255V254H239ZM15 258L13 259L12 263H11V258L14 257ZM37 256V257H36ZM61 256V255H60ZM105 256V258H104ZM208 256V255H206ZM205 256V257H206ZM71 257V259L73 258ZM83 257V255H82ZM249 257V256H248ZM264 257V255H263ZM79 258V256H78ZM117 258V257H116ZM216 258H217V254H216ZM37 259V260H36ZM76 259V258H75ZM124 259V258H123ZM151 259V260H153ZM193 259V257H192ZM191 259V260H192ZM200 259V258H199ZM255 259V258H254ZM59 260V259H58ZM70 260V259H69ZM150 260V261H151ZM218 260V258H217ZM260 260V259H259ZM262 260V259H261ZM154 261V260H153ZM264 261V260H263ZM129 261H124L123 264H129L128 263ZM138 262V261H137ZM148 262V260H147ZM160 262V263H161ZM180 262V263H179ZM114 263V261H113ZM112 263V264H113ZM139 263V262H138ZM136 262H133L131 264H138ZM149 264H153L151 262H148ZM186 263V262H185ZM256 263V262H255ZM259 262H257L258 264ZM263 263V262H262ZM72 264V263H71ZM74 264V263H73ZM75 264H79L78 262L75 261ZM142 264V263H141ZM157 264V262H156ZM215 264V263H214ZM217 264V263H216ZM219 264V262H218ZM260 264V263H259Z\"/></svg>",
    "mask_w": 264,
    "mask_h": 264
}]
</instances>
